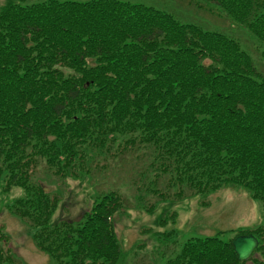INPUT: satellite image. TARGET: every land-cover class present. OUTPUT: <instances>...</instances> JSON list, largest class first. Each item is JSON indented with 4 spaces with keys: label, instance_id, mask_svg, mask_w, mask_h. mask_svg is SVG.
Listing matches in <instances>:
<instances>
[{
    "label": "trees",
    "instance_id": "1",
    "mask_svg": "<svg viewBox=\"0 0 264 264\" xmlns=\"http://www.w3.org/2000/svg\"><path fill=\"white\" fill-rule=\"evenodd\" d=\"M203 1L260 47L259 66L227 34L141 3L0 8V187L22 191L7 212L53 263L117 264L124 199L108 191L77 219L53 220L62 203L36 177L42 165L58 180L90 179L100 158L144 149L150 184L176 188L174 202L236 186L264 207V0ZM224 233L188 239L166 264H264V225L236 232L258 240L244 262ZM19 261L0 248V264Z\"/></svg>",
    "mask_w": 264,
    "mask_h": 264
},
{
    "label": "rangeland",
    "instance_id": "2",
    "mask_svg": "<svg viewBox=\"0 0 264 264\" xmlns=\"http://www.w3.org/2000/svg\"><path fill=\"white\" fill-rule=\"evenodd\" d=\"M7 1L0 0V8ZM23 1L31 5L45 0ZM121 1L141 3L175 15L182 21H196L205 29L225 32L250 52L256 65L260 64V47L242 28L209 9L215 7L202 0ZM187 13L191 14V18ZM259 70L264 74V68L259 67ZM113 157L100 158L94 162L90 179L58 180L46 173L43 165L35 175L48 186L51 195L58 197L62 203V207L55 211L53 220L77 219L88 209L91 200L102 193L115 191L121 195L124 208L114 221L115 235L121 248L118 264H166L176 256L188 238L214 237L225 232L222 240L227 241L233 236L231 231L264 225V207L256 201L251 202L249 193L242 188L224 187L209 196L191 197V192L186 191L188 198L174 202L176 188L164 189L162 178L156 184L158 187L150 184L154 174L147 168L153 159L148 150L141 149L123 154L120 158ZM151 190L167 193L172 203L155 204L158 197L150 193ZM21 194L19 189L3 193L0 187V248L22 264H55L35 246L29 225L7 212V203ZM151 205L154 210L150 213L146 209ZM168 214L175 215L174 224L169 221L167 227H158V221ZM170 230L175 231L176 237L162 239L155 234Z\"/></svg>",
    "mask_w": 264,
    "mask_h": 264
},
{
    "label": "water",
    "instance_id": "3",
    "mask_svg": "<svg viewBox=\"0 0 264 264\" xmlns=\"http://www.w3.org/2000/svg\"><path fill=\"white\" fill-rule=\"evenodd\" d=\"M258 245L252 235L239 236L232 242L233 250L239 261L247 260Z\"/></svg>",
    "mask_w": 264,
    "mask_h": 264
}]
</instances>
